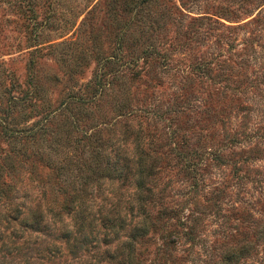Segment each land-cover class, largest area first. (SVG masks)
Listing matches in <instances>:
<instances>
[{
  "label": "rangeland",
  "instance_id": "rangeland-1",
  "mask_svg": "<svg viewBox=\"0 0 264 264\" xmlns=\"http://www.w3.org/2000/svg\"><path fill=\"white\" fill-rule=\"evenodd\" d=\"M136 1L0 0V264H264V0ZM90 142L132 174L70 199Z\"/></svg>",
  "mask_w": 264,
  "mask_h": 264
},
{
  "label": "trees",
  "instance_id": "trees-1",
  "mask_svg": "<svg viewBox=\"0 0 264 264\" xmlns=\"http://www.w3.org/2000/svg\"><path fill=\"white\" fill-rule=\"evenodd\" d=\"M144 1L147 0H137L136 4H141ZM69 106L70 105H68L67 102L66 105L63 107H65V110L66 109L68 110ZM128 112L131 113L132 109H130ZM2 129H4V125H2ZM46 132L47 129L45 127V123L41 121L34 123L33 125L30 126V128L21 129V133L28 136H32L36 133L43 134ZM83 133H84V137L87 140L92 141L90 140V138L92 137L91 132L84 130ZM90 143L92 144V142ZM95 147L96 146L92 144L90 151H88L89 154L88 168H90V172H82L83 169H80L81 171L79 173L73 174L72 172H70L71 170L69 171L70 167L66 165V163H59V165L57 166V168L63 170V174L65 173V176L68 179H70L68 182H62L58 185L59 190L62 193L68 195L70 199L74 195H78L79 199H82L84 198V196H87V194H89L90 183H88V179L92 177V173L95 174L97 177L110 175L109 177L114 176L115 178L123 181L128 179L130 177V174H132L129 166L118 165L117 159L114 161L112 158H110L108 153H105L102 151V149L99 150ZM253 149H255L254 146H251L250 148H248L247 151L252 152ZM185 160L189 163L187 165L191 168V170H193L194 167L196 166V162L186 158ZM138 161H139L138 177L136 178L135 181V192H134L135 204H136L135 211H136V216L138 218L135 223L129 226L127 238L123 240V244L127 250L128 256L132 255V253L134 252L136 243L141 239H144L148 235V233H150L151 230H153L156 227L157 220L163 213V211L161 210H157L158 212L155 213L154 215L152 213V210L154 209V206L157 202V197L153 196L154 195L153 187L146 182V177L148 174H150V168H148L147 170L143 157H139ZM75 177L76 178L81 177V180L79 181L77 179L74 180ZM84 213H86V209H83L81 211L82 216L80 217V221H79L80 225H82V222L85 221ZM41 219L42 218L38 216L34 219V222H40ZM38 228L40 229V227ZM45 228L46 226L43 229ZM166 243H168V241H166ZM122 264L125 263L123 262Z\"/></svg>",
  "mask_w": 264,
  "mask_h": 264
}]
</instances>
